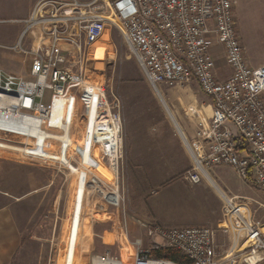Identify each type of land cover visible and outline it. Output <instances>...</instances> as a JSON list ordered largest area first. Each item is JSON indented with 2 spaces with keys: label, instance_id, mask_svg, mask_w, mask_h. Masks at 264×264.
Listing matches in <instances>:
<instances>
[{
  "label": "built area",
  "instance_id": "obj_1",
  "mask_svg": "<svg viewBox=\"0 0 264 264\" xmlns=\"http://www.w3.org/2000/svg\"><path fill=\"white\" fill-rule=\"evenodd\" d=\"M234 7V0H39L19 21L22 29L15 43L0 44L29 62L26 78L0 69V161L9 151L26 161L58 162L77 171L67 149L75 95L86 123L108 114L120 131L119 112L108 99L109 93L113 96L109 85L91 84L87 75L90 50L109 28L122 35L155 91L195 81L212 100L209 123L199 122L196 131L209 140L208 151L191 154L192 166L183 179L189 184L207 181L218 193L223 226L163 227L140 221L152 239L144 248L142 238L127 237L118 216L119 256L92 255L90 264H227L242 252L245 264L264 260V231L252 221L246 203L210 182L213 167L229 166L264 191V64H248ZM216 46L230 69L223 80L216 70ZM59 102L66 114L53 119ZM89 183L90 190L99 189L97 179ZM98 191L105 199L104 190ZM112 206L119 215V203ZM218 233L229 246L225 254ZM165 247L178 251L186 262L153 255Z\"/></svg>",
  "mask_w": 264,
  "mask_h": 264
},
{
  "label": "rangeland",
  "instance_id": "obj_2",
  "mask_svg": "<svg viewBox=\"0 0 264 264\" xmlns=\"http://www.w3.org/2000/svg\"><path fill=\"white\" fill-rule=\"evenodd\" d=\"M38 1L0 0V44H14L22 26L17 20L27 16ZM236 1L234 10L240 40L246 49L245 55L263 59L264 13L251 15L249 0H240L241 15ZM104 33L108 34L105 35L106 41L103 35L90 50L87 75L89 83L107 84L112 92L113 96L109 93L108 99L114 103L113 110H117L120 116V131L111 121L114 124L115 145L107 149L99 141L97 132L102 123H107L105 120L101 123L100 117L95 120L87 159L84 160L83 144L89 131L88 122L75 95L72 96L74 124L67 149L75 158L70 165L77 171L58 162L39 165L35 161L18 164L9 160L6 161L10 166L2 171L4 161L1 163L0 188L11 191L13 187L12 196L20 199V205L15 207L24 224L22 249L13 264H66L75 211L80 213L73 253L76 264H90L92 255L105 252L119 256L121 241H118V216L127 237L132 241L140 237L143 239V247L149 248L152 239L146 237L145 230L139 225L140 221L163 227H184L185 224L176 223L199 221L201 211H206V205L199 204L206 198L214 205L218 203L219 213H222L218 193L213 188L204 183L189 188L181 182L188 183L183 179V174L192 166V156L178 122L184 125L185 121L182 120L187 118L188 124L193 123V107L196 103H206V97L195 83L159 87L155 91L143 78L122 35L115 28L106 29ZM103 42V49H95ZM28 68L27 57L0 48V69L26 78ZM162 98L180 131L166 112ZM137 122L139 127L146 124L144 130H136L140 133L136 142H140L141 159L147 162L130 160L136 147L127 125L135 127ZM7 137L18 139L11 135ZM5 171H9L8 177H5ZM210 176L227 196L234 197L238 203H246L255 224L264 223V191L238 177L230 167L215 166ZM91 179H97L99 189L90 190ZM98 190H104L118 200L119 215L112 206L114 202L106 197L104 199ZM150 197L159 201L158 205H145ZM76 203H81L78 209ZM150 210L158 219L150 217ZM260 230L264 231V224ZM218 238L219 243L224 242L225 254L229 246L219 233ZM230 249L235 248L232 246ZM242 253L230 258L227 264H245L241 258ZM258 264H264V260Z\"/></svg>",
  "mask_w": 264,
  "mask_h": 264
},
{
  "label": "crops",
  "instance_id": "obj_3",
  "mask_svg": "<svg viewBox=\"0 0 264 264\" xmlns=\"http://www.w3.org/2000/svg\"><path fill=\"white\" fill-rule=\"evenodd\" d=\"M234 1L237 3L236 0H234ZM249 2H250V14L251 15L254 13L262 15L264 13V0H249ZM237 8H238L239 13L242 15L240 0H238ZM28 15L29 14H27V16H25L24 18L17 20V22L20 23L19 21L26 19L28 17ZM21 29H22V26H21ZM21 29H20V31H21ZM103 35H104L103 40L105 42L106 41L105 38H106V36H108V34L103 32L102 36ZM100 39L101 38H99V40ZM104 42L101 46L95 47V49H103L102 47L105 45ZM215 58H216V63H217V69H216L217 73L219 74V77L223 80V79L227 78L228 75L230 74V69L225 62V58H224L223 52L221 51V48H219L217 46L215 47ZM246 59L248 61V64L254 68L259 67L260 65L264 64V58L263 59H255V58H249L246 56ZM190 83L197 84L195 81H192ZM197 86H198V84H197ZM161 87H168V86H161ZM159 95H160V92H159ZM204 96L206 97V103H202L201 105H198L196 103V105L193 107L194 108L192 111L193 115L191 117H193L194 122L193 123L190 122L191 124L190 123L188 124L187 118H186V120H182L183 122L185 121L184 125H181L180 121L178 122L179 127L181 128V130L184 134V138H185L184 141H186V143L188 144L192 153H194L196 155L206 154L208 151V144H209L208 139H201L196 135V129H195L196 127H198L199 122H202L203 124L207 125L209 123L211 115H212V100L206 94H204ZM160 97H162V96L160 95ZM138 123L139 122H137V125L135 127L134 126L130 127L129 125L126 124L127 128L129 130H131V132H132L133 142H134V145L136 147L135 150L133 149V157H131L130 160L147 162V161L141 159L142 154L140 153V147H139L140 142H136L137 138L140 136V133L136 130H144V128L146 127V124L143 125L142 127H139ZM137 127H139V128L137 129ZM1 156L2 157H1L0 165L4 161L1 165L2 171L6 167L10 166V163L6 160L14 161L18 164L29 162V161L23 160V159L17 157L16 155L9 153V152H7L6 155L2 154ZM158 160H163V159H158ZM39 165H42V164L39 163ZM216 167H222V166H216ZM226 167H229V166H226ZM5 172H6L5 177H8L10 175L9 171H5ZM0 179H1V177H0ZM181 182L185 183V185L189 186V188H195V186H196V184H188L185 181H181ZM201 183L208 185L207 181L201 182ZM13 192H14L13 187H11V191H7V190H4L3 188H0V264H13L16 257L19 256L20 250L22 249V243H23L22 242V236H23V228H24L23 225L24 224H23L22 218H20V216L18 215L16 207H15V205H20V199L15 198V196H12ZM24 195H26V193ZM218 199L220 201L219 196H218ZM158 203H159V201L152 200L150 197L148 202L145 205H158ZM220 203H221V201H220ZM194 205H196L195 202H194ZM199 205H206V211L205 212L201 211L199 221L176 223V224H185L186 226H189V225H206V226L213 227L216 229H219L221 227V225L224 224V219H223L222 213L221 214L219 213L218 203H216L214 205V203H212V201H209L206 198V200H203L202 202H200ZM208 205H214V206L209 207ZM149 213H151L150 217L157 218V216L151 210ZM172 224H175V223H172ZM263 224L264 223L259 224V226H261Z\"/></svg>",
  "mask_w": 264,
  "mask_h": 264
},
{
  "label": "bare ground",
  "instance_id": "obj_4",
  "mask_svg": "<svg viewBox=\"0 0 264 264\" xmlns=\"http://www.w3.org/2000/svg\"><path fill=\"white\" fill-rule=\"evenodd\" d=\"M162 102H163V105L165 106L166 112L168 113V115L173 120V123H174L175 128L178 131H180V129L177 126L176 120L173 117L172 112L169 110V107L167 106V104H166V102H165V100L163 98H162ZM63 111H64V115H65L66 114V108L64 109V107H63V109H62L61 108V103L60 102L57 103L55 109L52 112V118L53 119H59V117L62 116ZM103 120H105V122H107V123H102ZM101 123H102L101 124V128L97 132L99 141L101 140L100 142H102L105 146H107L108 147L107 149H109L111 146L114 147V145H115L114 124L111 123V120L108 118V114L107 115H104V119H103V116H102ZM95 124L96 123L93 120H91V122L89 121L87 123V129L89 131H87V133H86L85 143L83 144L84 145L83 146V148H84L83 154L85 155V157H84L85 159L84 160L87 159V154H88V150H89V146H90L89 140H90L92 131L94 130ZM96 130H97V127H96ZM190 153L192 154V151L191 150H190ZM60 159L63 161L62 158H60ZM83 167L86 168L85 164H83ZM79 176H81V173H80ZM210 182H211L212 185H215L216 189H218V185L215 183V181L212 178L210 179ZM103 194L110 201L114 202L115 205H118V200L116 198L112 197L110 194L106 193L105 191H104ZM79 205H81V203L80 204H78V203L75 204L76 209H78V206ZM75 213H76L75 214L76 216L73 219L74 221H73V225H72V229H71V235H70V240H69V250H68L66 264H76L75 261H74V258H73V253H74L75 243H76V238H77V232H78V226H79L78 223H79V215H80V213L77 214V211H75Z\"/></svg>",
  "mask_w": 264,
  "mask_h": 264
},
{
  "label": "trees",
  "instance_id": "obj_5",
  "mask_svg": "<svg viewBox=\"0 0 264 264\" xmlns=\"http://www.w3.org/2000/svg\"><path fill=\"white\" fill-rule=\"evenodd\" d=\"M153 255L156 257L172 259L179 262H186V259L181 256L178 251L169 247L157 249L153 252Z\"/></svg>",
  "mask_w": 264,
  "mask_h": 264
}]
</instances>
